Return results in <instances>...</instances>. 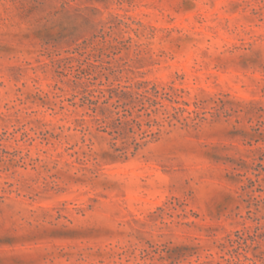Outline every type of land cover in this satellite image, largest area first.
I'll return each instance as SVG.
<instances>
[{"label":"rangeland","instance_id":"obj_1","mask_svg":"<svg viewBox=\"0 0 264 264\" xmlns=\"http://www.w3.org/2000/svg\"><path fill=\"white\" fill-rule=\"evenodd\" d=\"M0 264H264V0H0Z\"/></svg>","mask_w":264,"mask_h":264}]
</instances>
